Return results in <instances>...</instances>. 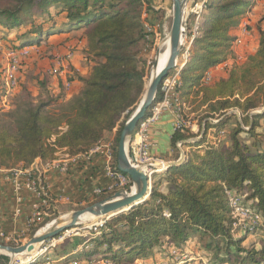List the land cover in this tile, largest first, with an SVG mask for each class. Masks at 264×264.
Returning <instances> with one entry per match:
<instances>
[{
    "label": "trees",
    "instance_id": "trees-1",
    "mask_svg": "<svg viewBox=\"0 0 264 264\" xmlns=\"http://www.w3.org/2000/svg\"><path fill=\"white\" fill-rule=\"evenodd\" d=\"M254 3L206 0L198 13L190 14L185 29L190 35L198 16V34L176 92L181 103L204 106L199 123L204 135L187 144L191 150L180 165L154 174L149 198L104 220L89 236L65 237L51 249L56 258L72 256L80 247L74 261L137 264L136 259L147 260L157 248L175 258L170 254L174 248L178 256L187 253L186 264L197 263L190 261L199 251L212 256L202 259L207 264H264V244H244L248 235L264 229V110L252 114L264 105V30L258 29L255 51L239 69L230 63L224 77L203 81L209 68L226 61L235 40L230 32L241 27L242 15ZM158 13L150 0H0V40L8 48L79 32L81 52L88 60L86 76L69 77L80 82L69 98L57 92L61 81L55 90L42 81L36 95L23 90L20 101L0 116V168H26L37 158L56 159L60 150L70 156L86 154L114 130L111 146L117 171L119 134L144 89L145 59L140 52L149 41L145 23L153 26ZM3 85L0 72V101ZM160 96L159 91L156 101ZM230 110H237L240 120L226 114ZM210 128L215 133L224 130L226 140L202 148ZM193 136L174 131L171 145ZM230 196L243 197L263 226L240 223L233 229L237 218ZM8 260L0 254V264Z\"/></svg>",
    "mask_w": 264,
    "mask_h": 264
},
{
    "label": "rangeland",
    "instance_id": "rangeland-1",
    "mask_svg": "<svg viewBox=\"0 0 264 264\" xmlns=\"http://www.w3.org/2000/svg\"><path fill=\"white\" fill-rule=\"evenodd\" d=\"M150 1H151V4L157 10H159V13L158 15L155 16V18L152 19L153 26L150 25L151 24L150 22L145 23L146 26H151L153 28L152 31L149 33V41H152V43H149L148 41V43L145 45V47H143V49H141V52H140L141 56L145 59V82L147 78L149 79V76L151 73L150 72L151 67L157 56L156 53L159 52L161 46L163 45L164 38L168 36L170 25H171V18H172V1L171 0H150ZM197 2L195 4L193 0H187L185 4L184 14H183L184 36H183L182 44L184 42V39H188L189 37V33L185 29L184 25L188 22V17L190 16V14L195 13L196 10L198 9L197 5H199V2L198 3ZM245 14L247 15H243V16H246V17H243V19H244L246 28L244 25L241 26V30L238 33L239 35L235 36V40L232 43L233 47L231 46L232 49L230 50V53L227 54V59H226V60L231 59L232 61L231 60H228V61L233 63L234 67L237 69H239L245 63L247 56L254 52V49H255L254 47L256 46V43H257L258 29L264 30V2L261 1V4L255 7L254 12L249 10L248 13L245 12ZM0 42H1V47H2V51H0V72L1 74H3V71L5 67L8 65V63H14L16 65V75H17V80H18V83L15 89H13L8 94L6 102L3 103L2 100L0 101V116H2L4 113H6L11 108H13L14 103L20 101L22 96H24L23 90L27 89L33 95H36L39 92L38 87L42 81H44L49 86L54 84L56 86L55 89H57V87L60 86L61 84L60 81L62 82V79L58 75L59 70L55 72V70L53 69L54 65L58 67V65L55 64V61H54V58L57 55H64L67 52H71L73 56L76 55L77 58L79 59L78 60L79 67H81L84 72L88 66V60L86 56H84V54L81 52L82 39L80 37L79 32H71L69 35H62V36L55 35L53 37H48L46 40H44L43 42L39 44L27 45L26 47H23V48L14 49L13 56L7 55L10 51V48H8L7 44L5 43L6 41L0 40ZM12 59H14V61ZM74 66L75 65L71 61H67L65 63L66 69L65 68L64 69L67 70L68 75L69 76H72V75L73 76L74 75L83 76V73H81V75L77 74V71L75 69L76 67ZM145 82H144L143 92L145 90ZM57 92L63 93L65 96L64 98H66V96L69 93V91L63 86H61L60 89L57 90ZM142 94L140 96V99L142 97ZM192 104H194V106L197 105L195 103H192ZM51 108L56 109L58 108V106H52ZM263 108H264V105L263 106L261 105L260 108L257 109L256 111H262ZM188 112L186 111V109L184 110L185 117H187L191 123L195 122L198 128L195 129L193 132L195 136L189 138L187 141L183 142L182 145L180 146L183 153L184 152L186 153V151L188 152L189 150H191V147L187 146V144L190 142L199 140L202 137V135H204V131H205L202 125L200 129V124H199L201 118L204 116L202 109H199V111L197 112L195 116L190 115ZM237 117L240 120L239 112H238ZM209 119L211 118H207V120ZM212 120L213 119L209 121L212 122ZM263 124H264V121H263ZM187 130H185L184 133L190 132V129H187ZM209 131L208 133H206L205 141L200 147L204 148L208 144H216L219 141L224 142L226 140V139L225 140L223 139L225 136L221 138V136L225 134L224 130L219 132L220 138L217 135L215 136L213 131L211 132ZM185 153H184V157H185ZM179 154H180L179 150L175 151V156H174L173 161L174 160L177 161L180 159ZM120 189L121 188H118L117 190H120ZM241 200L243 202L242 204L243 210H240L239 212H237V219L239 220L238 222L245 223V224L254 223L250 215L245 212V208H246L245 206L248 205V203H245L244 198ZM93 202L95 201H92L91 203ZM91 203H86V204L77 205V206H72L71 204L52 205L49 207L48 216H44V218L37 224L38 227L36 228V230L42 227L46 222L50 221L51 219L55 217H58L71 210L82 208ZM51 222L53 221L46 223L40 230L47 228ZM91 223L93 222L86 223V224L83 223L77 226L79 228L78 230L72 229V230H69L68 233H63L62 236L55 238V245L62 242V240L65 237L69 238L71 236H83V235L89 236L90 234H92L91 231H94V230L91 229L92 227H89V229H86V226L90 225ZM235 233H232V235L235 236L236 235ZM49 240H52V239H49ZM5 244H8V243H5ZM244 244L246 246H255V248H260L264 244V229H260L256 233L248 235L247 239L244 241ZM37 248H35L34 251H36ZM193 249L195 251L192 250L191 253L195 254L197 250L196 248H193ZM34 251L32 250L31 252H28V254H25L23 256L22 255L15 256L13 258L8 256L9 260L6 264H26L27 260L25 259H28V257H30ZM186 254L187 253L181 254L176 258L174 257L170 259L167 258L165 261H161V263H157V264H176V263L186 264L187 262L186 260L187 257L185 256ZM198 254L197 255L195 254L196 260L193 259V261H190V262L198 261L195 264H207V262L203 263L202 259L208 260L209 257L210 258L212 257L209 254L207 255L203 254L202 251H199ZM50 256H51V260L49 264H89L83 260L81 261L78 260L79 262L77 261L75 263L73 260H75V258H77L78 256H73V255L68 256L65 259L60 260L59 262L58 261L55 262L56 256L53 255L52 251L50 252ZM166 257H168V255H166ZM52 260H54V262ZM46 262L47 260L42 258V259H39V261L36 263H28V264H47ZM91 264H112V263H109L106 261H97Z\"/></svg>",
    "mask_w": 264,
    "mask_h": 264
},
{
    "label": "built area",
    "instance_id": "built-area-1",
    "mask_svg": "<svg viewBox=\"0 0 264 264\" xmlns=\"http://www.w3.org/2000/svg\"><path fill=\"white\" fill-rule=\"evenodd\" d=\"M198 2H199V5H197L198 9L196 10L195 13H198L204 7L206 0H199ZM250 9L251 8H248L245 12L248 13ZM243 25L245 26V22L242 24V26ZM145 29L147 33L146 39L149 40V33L152 31L153 28L151 26L145 25ZM197 34H198V16L196 17L194 23L192 24L188 39H184L181 52L176 61L175 68L169 72V74L162 80L160 84V94H161L160 98L151 105L147 115L137 124L134 133L131 137V140L129 142L128 160L130 164L137 168H140L147 175L148 181L151 183L154 174L164 171L165 165L164 164L159 165V163L162 162L150 155L151 144L148 137L150 126L153 125L155 122H157L161 117V115L165 112H170L173 116V123H172L173 131L184 132L191 125L189 119L184 115L183 103H181V101L179 100L176 89L180 85L181 71L186 66L187 62L191 57V52L193 49V40ZM0 51H2L1 42H0ZM7 55L13 56L14 49H10ZM72 57L73 54L71 52H67L64 55H57L54 58L55 64H57L58 67L54 65L53 69L55 70V72L59 70L58 75L62 79L63 87L67 89L71 85V80L69 79L70 76L68 75L67 70H65L66 69L65 63L67 61H71ZM12 60L14 61V59ZM210 78L211 76L207 71L205 73V77L203 81L208 82ZM3 83H4L3 85L4 95L2 98V102L4 103L7 100L8 94L13 89H15L18 83L17 75H16V65L14 63H8V65L5 67L3 71ZM181 145L182 142L180 141L175 143L176 149L180 150L179 158L183 159L185 152L183 153L182 149L180 148ZM90 152L100 153L104 156L106 172L115 181L114 183L116 188L118 187L125 191L132 190L133 186L129 177L123 173L113 170V150H112L111 142L108 141L99 142L90 150ZM46 168H52V169L54 168L66 172L68 170V163L57 158L51 159L48 162H46ZM9 172L10 173L9 176H7V179H10L13 182V187L15 191L26 189L33 192L38 197L40 202L35 204L31 219V225L33 226L37 225L43 219L45 208L49 206L52 200L55 199V198L53 199L49 189L47 188V185L42 177V173L30 169H18V168L10 169ZM21 177H23L24 179L20 180ZM127 185H129V190L125 188ZM96 193L99 194L100 192L97 191ZM241 199L243 198L233 197V196H230L229 198L233 215L236 218H237V212L243 210L242 207L243 202ZM245 207H246L245 212L248 213L250 217L253 219L254 222L252 223L253 226L256 224L263 226L260 216L252 209L248 208L247 206ZM238 221L239 220L237 219V223H235L234 228H236L240 224V222ZM103 222L104 221H99L90 224L86 226V229L92 227L91 229L96 231L98 227L102 226ZM78 229L79 228H76V230ZM68 232L69 231H66L65 233ZM23 239H24L23 233L8 234L2 229L0 225V242L9 243V245H19L23 242ZM54 246H55V239L48 240L40 244L36 252L32 254L30 257H28L26 264L36 263L39 261V259L42 258L47 260L46 263L49 264L51 260L50 252ZM170 254L172 256H175V258L178 257V254L174 248H171ZM65 257L56 258L55 262L57 261L59 262L60 260L65 259ZM52 261L54 262V260ZM74 262L76 263L77 261ZM146 264H151V263H146Z\"/></svg>",
    "mask_w": 264,
    "mask_h": 264
},
{
    "label": "crops",
    "instance_id": "crops-1",
    "mask_svg": "<svg viewBox=\"0 0 264 264\" xmlns=\"http://www.w3.org/2000/svg\"><path fill=\"white\" fill-rule=\"evenodd\" d=\"M261 1L264 2V0H255L251 11L254 12L255 7L259 6ZM243 15L247 14L244 12ZM243 15L241 17V21L243 20L241 26L244 23L243 17H246ZM240 30L241 27L238 30L231 31L230 34L238 36ZM254 48H256V46ZM78 60L79 59L75 55L72 57L71 62L75 65L74 67H76L75 69L77 74L81 75V73H83V76H81L84 77L87 75V69L84 72L83 69L79 67ZM228 60L207 70L211 78L224 77L226 75V69L231 63ZM51 86L55 90L56 86L54 84ZM79 87L80 82L77 78H73L71 80L70 87L68 89L66 88L69 91L66 98H69L76 93ZM196 87L197 86H194L193 89ZM203 108L204 106L197 107L194 106V104L191 105L190 102L183 103V111L186 109L187 112L189 111L188 113L190 115L195 116L199 109ZM209 120L211 121V119ZM216 121V119H213L211 123H215ZM172 123V114L170 112H165L161 115L159 120L149 128L148 137L151 144L150 155L162 162L159 163V165H165L167 162H172L175 156V151H178V149H175V147L171 145V136L174 132ZM197 128V125L193 122L188 129H190V132L193 133ZM208 131H213L214 135H217L220 138L219 132L223 130L215 133V129L210 128ZM224 133L226 134V132ZM113 134L109 135L103 142H111ZM225 134L223 136H225ZM56 156L57 159H61L68 163V170L66 172L54 168H46V162L49 160H42L40 158L35 159V161L26 168L18 167V169H30L42 173V177L47 185V188L49 189L53 199L55 198L50 202L49 206L45 208L44 216H48L49 207L52 205H83L94 201L96 198L106 197L118 189V187H115V181L106 172L105 158L102 154L89 151L86 154L70 156L64 150H60L56 153ZM9 170L10 169L0 168V225L8 234L23 233V242H25L31 236L29 233L33 227V225H31V219L34 206L40 201L38 197L29 190L21 189L19 191H15L13 182L10 179H7V176H9L10 173ZM23 179V177L20 178V180ZM97 191L100 193L97 194ZM79 251L80 247H77L71 253L74 255L76 252L78 254ZM166 255L167 254L161 253L159 248H157L147 260L144 261L138 258L135 262L137 264H143L145 262L155 260L156 263H161V261H165L168 258Z\"/></svg>",
    "mask_w": 264,
    "mask_h": 264
},
{
    "label": "water",
    "instance_id": "water-1",
    "mask_svg": "<svg viewBox=\"0 0 264 264\" xmlns=\"http://www.w3.org/2000/svg\"><path fill=\"white\" fill-rule=\"evenodd\" d=\"M171 1L172 18L168 33V59L163 68L150 79L138 105L124 123L119 134L116 149V169L118 172L129 177L133 190H117L87 206L71 210L55 217L50 220L57 222L53 229L40 232V229L46 223L50 222L48 221L42 227L37 229L30 238L19 245H9L0 242L1 254L7 255L11 258L15 256H23L49 239H55V237L61 233L63 234L66 231L76 229L78 228L77 226L83 223H96L107 220L115 215L129 210L133 206L150 197L152 183L148 181L147 175L140 168L130 164L128 160V146L137 124L147 115L149 108L156 101V96L160 91V84L162 80L175 68L176 61L182 49V40L184 36L183 14L187 0ZM262 111H254L252 114L260 113ZM226 114H235L238 116V112L236 110H230ZM182 162V158L177 161L169 162L165 165L164 170L168 169L170 166L180 165Z\"/></svg>",
    "mask_w": 264,
    "mask_h": 264
},
{
    "label": "bare ground",
    "instance_id": "bare-ground-1",
    "mask_svg": "<svg viewBox=\"0 0 264 264\" xmlns=\"http://www.w3.org/2000/svg\"><path fill=\"white\" fill-rule=\"evenodd\" d=\"M156 55L157 56H156V58L154 60V63L152 65V67H151V71H150L151 73H150L149 79L147 81L146 87H147L150 79L163 68V66L165 65V63H166V61L168 59V55H169V39H168V36L166 38H164L163 45L161 46L159 52L156 53ZM56 224H57V222L53 221V222L50 223V225L47 228H45L43 230H40V232H45L47 230H51V229H53L56 226ZM34 249H33V251H34ZM35 252L36 251H34L33 254ZM26 254H28V253H26ZM25 260H28V259H25Z\"/></svg>",
    "mask_w": 264,
    "mask_h": 264
}]
</instances>
